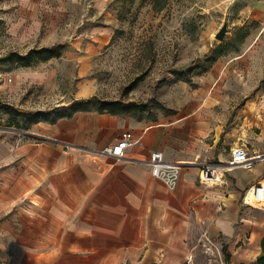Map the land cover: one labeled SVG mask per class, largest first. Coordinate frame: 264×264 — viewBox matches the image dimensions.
<instances>
[{
  "label": "crops",
  "instance_id": "crops-1",
  "mask_svg": "<svg viewBox=\"0 0 264 264\" xmlns=\"http://www.w3.org/2000/svg\"><path fill=\"white\" fill-rule=\"evenodd\" d=\"M85 1L15 0L11 29L35 35L44 21L53 23L65 15L63 7ZM92 1L101 16L110 0ZM84 35L90 37L86 52L101 54L112 31ZM211 124L204 118L147 122L95 111L34 124L32 138L42 142L22 143L18 157L6 159L0 170V261L190 264L192 231L223 238L228 246L245 239L246 246L259 243L264 215H250L242 194L264 179V164L246 173L236 168L221 185L201 184L196 163L216 156L221 160L220 152L236 145L228 135L221 141L220 130L207 141ZM126 132L134 144L122 158L101 154ZM154 151L163 152L166 160L190 163L181 169L174 188L151 175L146 162ZM5 247L15 257L9 258ZM238 249L233 263L245 264L251 256L246 247Z\"/></svg>",
  "mask_w": 264,
  "mask_h": 264
},
{
  "label": "rangeland",
  "instance_id": "rangeland-1",
  "mask_svg": "<svg viewBox=\"0 0 264 264\" xmlns=\"http://www.w3.org/2000/svg\"><path fill=\"white\" fill-rule=\"evenodd\" d=\"M14 6L15 0H0V58L12 51L61 48L59 57L27 67L0 62V126L10 130L0 131V170L6 159L18 157L22 143L42 142L32 138L34 124L15 110L56 114L89 97L146 107L141 117L147 122L204 118L215 129L210 127L207 141L220 130L221 141L228 135L252 153L264 151V0H110L101 16L86 0L63 7L66 14L44 21L35 35L11 29ZM224 24L220 42L215 34ZM100 30L112 31L108 49L87 53L90 37L84 34L95 37ZM214 50L223 55L212 62ZM229 152H220L221 160ZM248 209L253 217L264 215V206ZM190 235V264H226V240L200 231ZM247 243L227 245L230 264L239 246L257 251L245 264L254 262L260 242ZM4 252L15 257L10 247Z\"/></svg>",
  "mask_w": 264,
  "mask_h": 264
},
{
  "label": "built area",
  "instance_id": "built-area-1",
  "mask_svg": "<svg viewBox=\"0 0 264 264\" xmlns=\"http://www.w3.org/2000/svg\"><path fill=\"white\" fill-rule=\"evenodd\" d=\"M3 130L9 129L0 126V131ZM132 144H134L132 134L126 132L121 135L115 145L103 148L101 154L119 159L124 156V150ZM258 163L264 164V151L252 153L246 146L238 145L231 148L228 158L224 161L196 163L199 169L198 180L203 185H221L226 181L227 174L234 169L250 170ZM146 164L150 169L151 175L163 182L169 189L175 187L183 166L190 165L188 162L166 160L161 151L152 152ZM263 194L264 188L262 185H251L244 190L242 203L247 207L254 206L253 201L260 202Z\"/></svg>",
  "mask_w": 264,
  "mask_h": 264
},
{
  "label": "trees",
  "instance_id": "trees-1",
  "mask_svg": "<svg viewBox=\"0 0 264 264\" xmlns=\"http://www.w3.org/2000/svg\"><path fill=\"white\" fill-rule=\"evenodd\" d=\"M0 23L2 21L0 20ZM221 47V44L219 45ZM61 45H55L53 47H41V48H33L28 50L24 54H20L17 52H9L2 58H0L1 63H9L16 67H27L32 64L38 62H46L53 58L60 56ZM214 54L211 59L212 62L216 61L218 57L223 55V52L215 50L212 52ZM146 107H142L136 105L134 103H124L122 101L114 100V101H99L95 97H89L80 100H73L70 105L66 109H59V112L53 114L51 111H41V112H29V111H21L15 110L14 112L18 116L24 117L28 123L36 124L39 122H48L55 123L57 120L61 118L71 117L76 112H88L95 111L98 113H107L111 115H132V117L136 118V120H142L141 117L142 111H146ZM62 111V112H61ZM152 120H154L152 118ZM227 244H223L222 252L225 255V263L230 264V254L227 252ZM260 254L256 257L252 264H264V236L260 241ZM0 264H7L5 262H1ZM187 264V263H185ZM243 264V263H241Z\"/></svg>",
  "mask_w": 264,
  "mask_h": 264
},
{
  "label": "bare ground",
  "instance_id": "bare-ground-1",
  "mask_svg": "<svg viewBox=\"0 0 264 264\" xmlns=\"http://www.w3.org/2000/svg\"><path fill=\"white\" fill-rule=\"evenodd\" d=\"M260 185H262L263 186V188H264V179L259 183ZM253 204H254V206H264V194H263V197H262V200L260 201V202H256V201H253ZM255 246V245H254ZM253 246V247H254ZM252 248V247H251ZM245 250V252L248 254V256L250 257V256H252V253L254 252H257L256 250H254L253 252H249V249H244Z\"/></svg>",
  "mask_w": 264,
  "mask_h": 264
},
{
  "label": "water",
  "instance_id": "water-1",
  "mask_svg": "<svg viewBox=\"0 0 264 264\" xmlns=\"http://www.w3.org/2000/svg\"><path fill=\"white\" fill-rule=\"evenodd\" d=\"M226 31H227V27H226V24H224L220 28V30L215 34V39L220 41V42L223 41L225 34H226Z\"/></svg>",
  "mask_w": 264,
  "mask_h": 264
}]
</instances>
